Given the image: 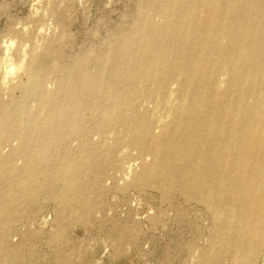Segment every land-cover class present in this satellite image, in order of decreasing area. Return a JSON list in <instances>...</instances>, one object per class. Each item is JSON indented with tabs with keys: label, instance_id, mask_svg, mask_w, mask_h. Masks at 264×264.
Returning a JSON list of instances; mask_svg holds the SVG:
<instances>
[{
	"label": "bare ground",
	"instance_id": "1",
	"mask_svg": "<svg viewBox=\"0 0 264 264\" xmlns=\"http://www.w3.org/2000/svg\"><path fill=\"white\" fill-rule=\"evenodd\" d=\"M133 3L77 52L48 39L31 78L0 99V256L87 264L68 238L75 223H96L119 253L135 247L132 210L108 217L105 196L150 189L178 223L187 205L203 208V244H181L199 250L195 264H264V0ZM72 8L49 6L62 32ZM49 212L45 232L39 217Z\"/></svg>",
	"mask_w": 264,
	"mask_h": 264
},
{
	"label": "rangeland",
	"instance_id": "2",
	"mask_svg": "<svg viewBox=\"0 0 264 264\" xmlns=\"http://www.w3.org/2000/svg\"><path fill=\"white\" fill-rule=\"evenodd\" d=\"M67 3H71L73 6L68 25V31L73 41L71 43L62 42L57 39V36L49 39L58 45L72 49L73 52H77L80 48L98 41L103 37L107 29H111L118 23H123L125 15L130 13L134 7L133 0H110V2L109 0H85L83 6L79 4V0H51V4L48 7L52 4L63 6ZM28 5L29 0H0V33L7 32L18 21L31 22L34 25H38L40 22L37 19L27 16L29 12ZM49 17L54 19L60 26L58 20L50 15ZM103 18L106 23L104 26L99 27ZM16 93L18 94V91ZM125 198L128 201H125ZM105 201L107 205L106 211L107 209L111 210V215L107 214L108 217L113 216L115 213L120 219H125L127 211L131 209L133 219L140 224L141 235L137 246L132 247L133 251L128 252L126 245L129 244L125 243L124 250L119 253L116 251V245L110 241L105 231L97 227L96 223L87 228L79 223L73 224L70 227L68 238L75 244L78 249L77 253L89 258L87 264H95L97 257L99 258L103 252L101 242L106 241L109 250L103 255V264H110V261L111 264H191L189 257L192 256V253L184 251L181 244L191 238H194L198 245L203 244V238L197 236L196 233L200 226L206 225V221L203 218L204 211L201 206L193 207V205H187L190 211L178 223L174 218V212L167 210L168 206L160 202L159 194L155 190L146 189L142 192L130 190L125 196L120 192L110 191L106 194ZM45 203V211L50 210V203ZM155 214L158 215V221L156 224H152L149 217ZM102 216L103 213H100L99 218L97 216L96 218L100 220ZM50 229L49 223L48 227L44 228L43 231L49 232ZM176 230L177 232H175ZM170 235L171 238L169 237ZM165 240L167 241L165 242ZM145 244H148L147 248L144 247ZM37 247L40 253L48 250L44 242L38 243ZM89 247L94 248V250H90ZM151 254L152 257H149ZM141 257H146L150 260L148 259L149 262L146 260L142 261L140 260ZM77 263L78 258L76 257L74 264ZM39 264H48V262L44 260L40 261Z\"/></svg>",
	"mask_w": 264,
	"mask_h": 264
},
{
	"label": "clouds",
	"instance_id": "3",
	"mask_svg": "<svg viewBox=\"0 0 264 264\" xmlns=\"http://www.w3.org/2000/svg\"><path fill=\"white\" fill-rule=\"evenodd\" d=\"M84 3L85 0H79L81 6ZM50 4L51 0H29V12L27 16H30L32 19L39 18L41 22L38 25H34L31 22L24 23L23 21H18L7 32L0 33V99L6 100L9 98V93L19 83L21 77H25L26 80L31 78L29 73L33 67L35 58L44 52L45 45L50 37L59 36L62 41L70 38L71 34L67 30L62 32L54 19L49 17L48 5ZM20 33L26 37L30 36V39L21 40ZM225 79L226 77H221V88L224 87L223 81ZM45 86L51 88L52 84L48 80ZM33 107H35V104H33ZM7 151L8 148L6 146L0 147V153ZM20 164H22V161L17 160L16 166ZM131 178L132 166H129L128 174L120 180V183L123 184L126 180L130 181ZM110 182L106 181V183ZM107 214L111 215V210ZM96 215L99 218L100 213L97 212ZM51 219L52 214L50 212L40 215L39 228H47ZM29 227L35 228L36 225L29 224ZM17 239L18 236L16 235L11 237L13 242ZM101 243L103 245V252L96 259L95 264H103V255L109 250L106 242ZM144 247L147 248L148 244H145ZM126 249L128 252H131L132 245H126ZM90 250H94V248L90 247ZM198 255L199 250L189 257L191 264H195ZM140 260L148 261L146 257H141ZM0 264H9V261L7 258L0 256Z\"/></svg>",
	"mask_w": 264,
	"mask_h": 264
}]
</instances>
